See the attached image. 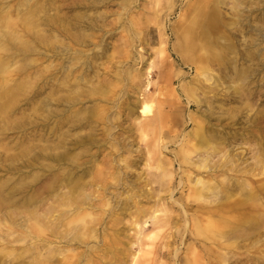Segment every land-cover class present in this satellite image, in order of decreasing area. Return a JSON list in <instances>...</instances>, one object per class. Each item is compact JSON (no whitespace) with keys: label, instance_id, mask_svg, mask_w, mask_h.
<instances>
[{"label":"rangeland","instance_id":"1","mask_svg":"<svg viewBox=\"0 0 264 264\" xmlns=\"http://www.w3.org/2000/svg\"><path fill=\"white\" fill-rule=\"evenodd\" d=\"M18 1L6 9L14 13ZM51 1L36 4L35 33L25 36L33 51L14 58L10 76L22 85L0 98V264H235L260 256L264 225L251 226L256 210L240 202L250 192L264 204V0ZM201 4L218 23L209 50L185 63L183 26ZM21 26L2 24L10 42ZM143 101L161 117L141 129ZM196 178L213 192L198 196ZM72 187L77 210L89 213L87 235L81 224L62 225L59 238L49 237L54 261L44 263L48 253L38 261L30 215L43 216ZM221 218L236 234L205 239L215 230L206 222Z\"/></svg>","mask_w":264,"mask_h":264},{"label":"bare ground","instance_id":"2","mask_svg":"<svg viewBox=\"0 0 264 264\" xmlns=\"http://www.w3.org/2000/svg\"><path fill=\"white\" fill-rule=\"evenodd\" d=\"M7 0H1L0 2V98H14L15 96V89H17L21 83L17 82H23L24 80L20 77L16 76L15 78H11L10 73L13 72L16 64V60L14 61V58L18 54L22 55H28L33 51V46L30 43V40H27L25 36L31 37L34 35L35 31L34 28H36L37 24H35L32 19H34L38 15V8L39 6H36V4L40 0H24L23 2H17L16 6L14 7V13L10 10V6L7 8V4H5ZM44 2H48V0H42ZM51 0L50 3L51 4ZM15 6V5H14ZM20 7H24L23 9H20ZM19 19L22 23V26L20 28V31L23 32L22 35L14 40L13 42H10V35L7 34L6 30H3L2 24L3 23H9L13 22L14 20ZM218 18L215 10H206V6L204 4L199 5L198 7H195L193 9V13L191 18L186 19V23L183 26V32L181 36L182 45L185 53L187 54L186 59L184 60L185 63L189 62V58L193 57V54L195 56L196 51L198 50H209L210 42H211V31L217 25ZM12 27V26H8ZM17 32L16 30L14 31ZM25 37V38H24ZM1 50H4L5 52L2 53ZM211 56L213 54L210 53ZM203 56V54L198 55ZM217 57V55H214ZM203 59V58H202ZM29 62H32V60H29ZM30 63L25 64L22 68L30 67ZM205 66L202 65V69H204ZM151 69L147 70V73H150ZM30 74L31 72H27ZM20 74V73H19ZM26 74V76H28ZM149 75V74H148ZM8 82H11L12 85L7 84ZM5 85H9L8 89L5 88ZM140 117H143V120L140 121L139 125L141 129H144L146 126L151 125L154 123V120H159L161 117V113H157L153 115L152 113V105L149 102L143 101L140 106ZM159 117V118H158ZM151 118L153 120L150 122L148 119ZM205 164L198 165V167H204ZM240 183V182H239ZM241 184V183H240ZM61 186H64V184L60 183ZM194 186L196 187V194L198 196L204 195L207 197L208 194L212 193L214 190V185L205 183L200 178H196L194 181ZM73 191H75L74 187H72V191L69 189L68 195H59L57 194L56 197L53 200V204L49 205L43 213V216H33V213H31L30 218L34 219L33 223L29 225L30 232L28 233L30 235L31 244L33 248L36 250V257L38 261H41L38 256L43 255L44 253H48L46 256V260L44 263L47 262H53L55 254H52L53 248H51L49 245L56 243L55 240L50 239L49 237H58L59 234V228L62 225H83L84 234L87 235L86 231L88 230L89 223L86 222V216L89 215V213H80L77 209L81 208L79 203L76 201L75 197L73 196ZM231 192V185L229 188L223 187L221 190L222 194H219V197L223 196V199L218 201V204H222L226 202V197H229V193ZM225 194V195H224ZM254 195L250 192L246 195L243 201H241V204H248L251 207H253L256 211L255 214L258 215L257 218H250L247 217L248 223H252L251 226H262L264 225V204L262 200H256V197H253ZM248 200H251L248 202ZM216 204L215 201H212ZM246 202V203H245ZM239 203V202H238ZM229 204V203H228ZM74 205V206H73ZM231 205V204H229ZM247 205V206H248ZM219 206V205H218ZM201 209H203V206H199ZM70 208V209H69ZM155 218V215L154 217ZM155 221V219H154ZM218 224L215 225V223L208 221L206 222V228L213 230L211 234L208 236H205L204 238L207 240H211L212 242H216V240L225 238L228 239L230 237H233L236 232L238 231V227L234 225H229V222L226 218H221L220 220L216 221ZM146 221H144L142 224H140L139 229L141 230L143 227H145ZM257 227H254L255 229ZM48 232V237L44 238V234ZM259 231L253 233L254 236L258 235ZM184 234H181V237H183ZM187 238H196V233L193 231H190L187 233ZM196 241V240H193ZM67 245V244H65ZM64 245V246H65ZM218 246H225L229 247V245H226L225 243H220ZM264 250V248L262 249ZM193 255H198L192 251ZM52 255V256H51ZM137 256V255H136ZM218 257H220L218 255ZM58 260V259H56ZM243 260V263L250 262V264H264V251L260 254V256H255L253 254L246 253L244 258H242L240 261ZM61 261V260H60ZM237 261V260H236ZM239 262H235V264H238ZM134 264V263H133Z\"/></svg>","mask_w":264,"mask_h":264}]
</instances>
